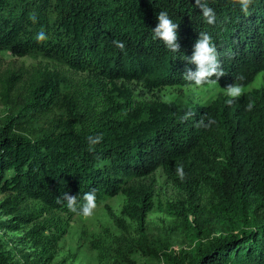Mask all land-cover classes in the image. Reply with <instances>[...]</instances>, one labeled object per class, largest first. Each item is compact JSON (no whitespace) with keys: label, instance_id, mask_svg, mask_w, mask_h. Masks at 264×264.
<instances>
[{"label":"trees","instance_id":"trees-1","mask_svg":"<svg viewBox=\"0 0 264 264\" xmlns=\"http://www.w3.org/2000/svg\"><path fill=\"white\" fill-rule=\"evenodd\" d=\"M240 2L208 0L216 13L210 24L195 0H0V45L20 56L50 50L48 37L37 41L35 35L48 32L53 11L64 35L58 49L69 55L85 49L106 80L154 89L182 82L186 68H195L184 56L191 55L199 33L208 32L224 70L219 80L245 85L264 71V0H249L247 12ZM161 10L179 25L177 52L153 39ZM239 75L244 79L236 80ZM227 99L194 105L155 100L130 108L123 119L105 123L91 149L88 141L13 132L6 129L10 118L0 129V186L57 205L66 204L64 192L78 200L93 190L122 193L124 212L143 230L152 202L142 179L161 169L174 182L203 181L219 198L222 215L241 220V228L200 242L190 259L168 255L170 263L264 264V214L254 211L264 208V89L231 104Z\"/></svg>","mask_w":264,"mask_h":264},{"label":"rangeland","instance_id":"rangeland-1","mask_svg":"<svg viewBox=\"0 0 264 264\" xmlns=\"http://www.w3.org/2000/svg\"><path fill=\"white\" fill-rule=\"evenodd\" d=\"M56 14L47 16L50 50L20 56L0 45V129L13 118L6 129L29 138L52 134L87 142L130 108L155 100L207 104L225 96L223 79L196 87L181 76L182 82L154 89L106 80L85 49L69 55L57 48L64 35ZM241 86L240 96L264 89V71ZM141 181L152 202L143 230L124 212L122 193L96 195L93 213L84 217L67 204L0 186V264H171L168 255L190 259L200 242L241 228V220L222 215L219 198L203 181L174 182L161 169ZM254 211L264 214L260 204Z\"/></svg>","mask_w":264,"mask_h":264},{"label":"clouds","instance_id":"clouds-1","mask_svg":"<svg viewBox=\"0 0 264 264\" xmlns=\"http://www.w3.org/2000/svg\"><path fill=\"white\" fill-rule=\"evenodd\" d=\"M197 8L201 9V13L208 23H215L216 13L213 7L208 3V0H195ZM241 10L248 11L249 0H241ZM32 20L35 22L36 16L33 15ZM178 24L175 23L172 17L167 11L161 10L157 14V24L151 28L153 39L161 40L165 47L172 51L177 52L180 50V43L178 41ZM35 38L37 41H43L47 39L46 33L41 30L36 33ZM118 47L123 48V43L120 41H114ZM190 64H194L195 68L187 67L183 73L184 79L189 81L196 87H200L205 84H213L218 81L221 76L224 75V70L221 67V61L218 58V52L212 36L208 32H200L198 39L193 45V50L190 56H184ZM215 77V79L213 78ZM236 80H243L244 77L239 75ZM224 95L228 97L226 103L231 104L232 98L239 97L242 93V86L239 83L228 84L224 87ZM253 107L251 103L247 104V108L250 110ZM203 124V120L200 122ZM207 126V125H205ZM100 135H89L87 137L89 148L101 141ZM178 172L182 175V167L178 169ZM62 199L66 201L67 207L73 212H79L84 217H88L93 213L96 207V192L95 190L83 193L82 200H78V195H73L68 192L63 193ZM79 205V206H78Z\"/></svg>","mask_w":264,"mask_h":264}]
</instances>
